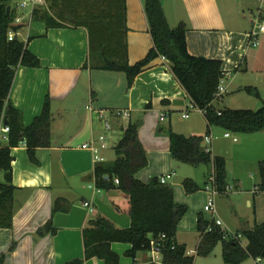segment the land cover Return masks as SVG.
I'll use <instances>...</instances> for the list:
<instances>
[{
	"label": "crops",
	"instance_id": "crops-1",
	"mask_svg": "<svg viewBox=\"0 0 264 264\" xmlns=\"http://www.w3.org/2000/svg\"><path fill=\"white\" fill-rule=\"evenodd\" d=\"M143 4L144 0H126L129 64L143 59L153 46ZM13 7L16 8V1ZM254 7H258L264 20V0H164L169 26L174 28L180 23L186 26L188 53L222 62L226 92L221 100L213 103H229V90L251 87L239 82V72L264 73V46L256 48L259 44H250L248 35L253 27ZM16 12L23 16L22 27L16 36L39 58L41 66L18 67L9 100L22 112L23 125L28 126L40 114L48 96L52 142L50 147L36 149L39 165L30 162L24 143L11 149L12 184L17 190L12 227L0 228V253L5 255L1 264H64L84 258L83 229L96 215L107 216L121 228L131 224L128 196L119 188L99 190L94 178L97 163L110 164L116 159L114 146L130 122L137 124L138 136L148 157L147 166L135 177L146 183L168 173L176 175L178 162L171 157L168 128L186 136L210 134L213 155L218 154L213 151V142L222 130L216 126L208 127L204 114L190 108L192 101L170 71L166 59L156 58L128 87L123 72L90 67L88 34L84 27L46 28L43 22L31 20L27 8ZM115 110H128L129 116H113L111 112ZM184 113L188 117H184ZM181 119L189 122L181 125ZM101 134L105 135L106 147L99 149L102 160L96 161L92 151L81 146L97 141ZM246 135L249 136L244 135L242 146L256 147V157L264 158V130ZM221 137L231 139L235 145L239 142V138L234 140L232 136L225 137L224 133ZM253 174L249 172L248 178H254ZM2 180L3 173L0 172ZM232 180L238 187L243 184L238 173ZM226 186L228 190L227 181ZM257 189L256 183L253 189H243L248 205L252 204L250 195L259 192ZM181 194L178 188L174 193L176 202L177 196L183 197ZM184 195L188 194L185 192ZM57 198L64 199L62 207L67 209L53 213ZM215 208L217 214L216 203ZM257 216L253 220L248 216L237 217L236 233L242 234L254 224L264 223V219ZM182 219L175 239L187 247L185 237L181 236ZM49 220L56 231L38 235V228ZM200 242L199 235L195 246L197 255ZM12 244L14 248L10 249ZM111 248L119 255L120 264H146L149 259L146 251L137 252L134 258L128 256L126 252L131 248L128 243L113 242ZM190 251L193 256V250ZM195 257L192 264H196ZM84 264L105 263L94 257L85 260Z\"/></svg>",
	"mask_w": 264,
	"mask_h": 264
},
{
	"label": "trees",
	"instance_id": "trees-1",
	"mask_svg": "<svg viewBox=\"0 0 264 264\" xmlns=\"http://www.w3.org/2000/svg\"><path fill=\"white\" fill-rule=\"evenodd\" d=\"M16 0H0V122L7 118L10 128L7 143L0 149V228H11L14 216V194L17 188L12 184L11 149L24 143L30 162L39 165L36 149L51 146L52 112L47 96L42 110L30 125L22 123V112L9 100V94L20 66L40 67L39 58L30 52L27 44L17 36L8 38L10 30L18 32L22 24H13ZM45 6H38L31 12L32 21H41L46 28L84 27L88 34L89 59L92 68L123 72L130 87L135 77L147 69L158 57H165L170 71L182 85L191 101L203 110L208 127L216 126L232 133H254L264 130V101L255 111L246 109H216L213 95L223 77L222 62L188 53L186 26L180 23L169 26L161 0H144V12L152 36L153 46L146 56L134 64L127 61L126 0H45ZM10 5V14L6 7ZM248 93L260 99L255 87H246ZM170 153L174 161L189 165L211 163L212 175L218 193L227 191L226 162L222 156L205 152L203 136L189 135L167 129ZM116 159L105 164L99 162L94 169L95 186L109 191L119 188L128 196V214L131 224L128 228L117 227L108 217L98 214L83 229L84 258L73 259L64 264H84L85 260L99 258L105 264H120L119 255L111 248L113 242L131 245L126 254L132 258L137 252L147 251L152 237L165 234L162 257L165 264H192L193 256L186 254V247L176 242L179 221L188 211L185 204L174 200L173 189L161 184L155 177L144 182L135 177L148 164L146 151L138 136V126L130 122L114 147ZM259 191H264V160L259 161ZM118 179L115 184L114 179ZM183 186L187 194L194 193L198 186L191 179H185ZM64 199L57 198L52 212L66 210ZM208 222L202 215L197 217V231L201 242L198 254L208 255L217 243H222V258L226 264H240L247 257L260 258L264 264V223L242 233L246 240L243 247L237 240L226 238L215 228L204 233ZM56 229L49 220L38 228V235L54 233ZM173 246V248H172ZM14 248V244L10 249ZM4 254L0 253V264Z\"/></svg>",
	"mask_w": 264,
	"mask_h": 264
},
{
	"label": "rangeland",
	"instance_id": "rangeland-1",
	"mask_svg": "<svg viewBox=\"0 0 264 264\" xmlns=\"http://www.w3.org/2000/svg\"><path fill=\"white\" fill-rule=\"evenodd\" d=\"M29 10L30 7L27 8V11ZM257 11L258 7H254L253 13L256 14ZM261 22L264 23L262 19ZM262 46H264V35L259 36V45L256 48ZM262 68L264 69V64L262 65ZM238 74H240L238 77V80L240 79L239 82L243 83V85H251V87H256V89L258 88L257 90H259L260 96L264 100V73L248 72L243 74L242 72H239ZM245 88L246 86L243 87L241 91L239 90V87L231 91L229 90V93L227 94L229 103L224 104L221 102H212L214 104L213 106L218 110L229 108L248 109L255 111L260 107V99L253 94L248 93ZM188 122V120L186 121L181 119L179 124H187ZM221 130L222 131L217 134L220 135V137H217L213 142V151L216 150V153H218L217 155L224 157L226 161V181L228 184V192L226 194L218 193L216 195V215H213L211 212H208L204 209L209 198V194L206 191V186L211 184V163L198 165L176 163V175L167 180V186L173 189V194L176 192V190H178V188L182 191L183 197L177 196V202L185 204L188 207V211L183 216L180 225V228L182 229L181 236L185 237L187 241L186 250H193V256H196V264H225L222 258L221 242L217 243V245L207 256L197 255L195 246L197 245L198 236L200 234L196 232V217L199 215H202L208 223L212 222L214 218H219L223 222L222 228L225 230V233L229 235L237 234V217L239 216H248L250 220H253L258 214V219H264V191H259L255 195H250V201L252 203L251 205L247 204L245 195L242 193L244 191L243 189H253L255 183L257 186H259L260 183L258 163L259 161L264 160V158L260 155L258 156L259 158L256 157V147L242 146L245 136H249L246 134H255L256 132L232 133L228 131L232 137L239 138L238 144L235 145L231 139H223V137H221L224 132H227L222 128ZM248 142L251 141L249 140ZM254 143L256 144V142ZM249 172H253V177L254 175L255 177L249 179ZM236 173H238L240 177L243 178V184L240 187H238V184L232 180L233 175ZM187 178L195 182V184L198 186V190L194 193L184 195L185 189L183 186V181ZM188 196L192 197L189 200H185L184 198H187ZM116 226L119 227L118 225ZM241 244L243 247H245V238L241 239ZM240 264H255V261L251 257H247Z\"/></svg>",
	"mask_w": 264,
	"mask_h": 264
},
{
	"label": "built area",
	"instance_id": "built-area-1",
	"mask_svg": "<svg viewBox=\"0 0 264 264\" xmlns=\"http://www.w3.org/2000/svg\"><path fill=\"white\" fill-rule=\"evenodd\" d=\"M46 2L45 0H16V10H24L25 8L30 7L29 13L31 14L32 10L38 6H45ZM264 21V20H263ZM23 22V16L16 14L13 24H22ZM252 23L253 27L251 31L248 33L250 38V44L253 46H257L259 44V36L264 35V23L261 22V11L258 10L257 13L252 16ZM17 32H14L10 30L8 32V38L9 40H12L16 36ZM165 60V57H162ZM226 92V86L224 83V80L221 79L216 91L213 95V101L221 100L223 94ZM191 109H196L199 112L203 113L202 109H199L193 102L190 104ZM113 116H129L128 110H115L111 112ZM218 113L220 111L218 110ZM184 117H188L187 113L183 114ZM163 118V115L161 116ZM3 117L0 122V149L7 143L8 141V133L10 131V128L8 125H5L3 123ZM109 125H107V128ZM225 137H231V134L227 131L224 132ZM234 140H236L235 137H233ZM212 141V136L210 134L203 135V147L205 152H211L210 150V143ZM99 143V146L96 145V143ZM83 149H87L92 151L94 154V160L101 161L102 158L99 156V149H103L106 147L105 144V135L101 134L98 136L97 141L91 142V143H85L81 146ZM100 147V148H99ZM173 176V173H168L160 178H158V181L161 184H167V180L171 179ZM211 184L206 186V191L209 194V198L207 201V204L205 205L204 209L208 212H211L213 215H216V208H215V197L218 194L216 187H215V180L213 175L211 176ZM115 184H118V179H114ZM256 191H259L258 189ZM85 205H88V203H85ZM223 222L219 218H214L212 222L208 224L206 227L204 233L211 232L215 228L220 229L223 232V236L226 238H231L233 240H237L240 242V238H242V234H233L229 235L225 233V230L222 228ZM166 239L165 234H160L157 237H152L149 242V248L147 249V253L149 254V259L146 264H165L162 257V249H163V241ZM173 248V246H172ZM187 255H191L192 252L186 251ZM255 264H263L262 260L258 257L254 259Z\"/></svg>",
	"mask_w": 264,
	"mask_h": 264
},
{
	"label": "water",
	"instance_id": "water-1",
	"mask_svg": "<svg viewBox=\"0 0 264 264\" xmlns=\"http://www.w3.org/2000/svg\"><path fill=\"white\" fill-rule=\"evenodd\" d=\"M161 4L163 5L164 4V0H161ZM10 10H11V6L10 5H8L7 7H6V13H7V15H9L10 14ZM3 123L5 124V125H7V118L6 117H4V119H3ZM139 124H140V122H139ZM138 124V125H139Z\"/></svg>",
	"mask_w": 264,
	"mask_h": 264
}]
</instances>
